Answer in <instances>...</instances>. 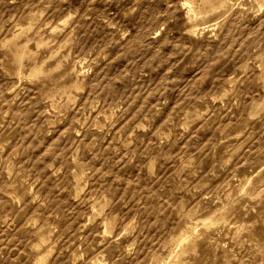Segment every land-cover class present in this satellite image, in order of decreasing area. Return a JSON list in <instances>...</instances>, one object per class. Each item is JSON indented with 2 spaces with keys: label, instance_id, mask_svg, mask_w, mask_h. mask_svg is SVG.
Masks as SVG:
<instances>
[{
  "label": "clouds",
  "instance_id": "obj_1",
  "mask_svg": "<svg viewBox=\"0 0 264 264\" xmlns=\"http://www.w3.org/2000/svg\"><path fill=\"white\" fill-rule=\"evenodd\" d=\"M39 3L41 11L34 14L33 23L23 33L7 27L10 22L16 23V17L6 20L0 16V53L4 54L0 68L10 69L8 74L15 81L11 88L12 103L27 99L28 88H42L43 79L47 78L45 74L41 80L34 79L27 74V66L20 63L19 51L27 49L34 39L27 34L41 25L47 29L53 24L54 31L62 33L80 19L79 13L85 7H94L96 0H79V5L76 0H39ZM188 3L189 0H104L106 6H115L118 10L113 17L115 22L109 27L123 39L114 43H123L125 49L131 50L132 58L151 57L153 49L162 41L163 49L169 50L175 43L180 55L193 56L194 67L203 69L196 73L201 77L200 90L177 104L176 115L164 125L166 136L156 130L155 121L141 119L142 111L116 132L131 115V108L139 103V96L126 95L119 101L109 97L114 101L109 104L104 98L107 90L100 93V85L92 87L89 100L97 97L92 112L101 114L98 121L103 120L104 127L91 116L85 119L77 111L78 102L71 104L68 115L75 113L80 119H74L68 129L74 133V139L69 138L71 148L63 155L67 156L77 145L83 149L91 137L95 139L88 143L89 149L102 153L101 159L95 160L101 166L89 168L72 194L76 204L85 208L94 205V210L84 214V222L78 229L75 224L79 221L65 228L64 218L55 211V227L41 217L40 223L31 226V238L25 244L30 249L26 254L32 264H59L60 257L63 264H97V259L103 264H131L143 253V246L153 242V247L159 244L157 254L160 249L170 251L179 223L172 233L168 231L170 224L177 222V216L184 222L186 210L196 201L210 204L217 196L222 197L219 203L224 205L221 209L224 216L217 217L214 225L205 222L214 230L212 244L203 247L207 234H202V230L192 231L190 225L184 229V240L179 250L173 252L171 261L167 255H159L160 264H176L177 257L180 264H264V0H214L211 12L197 18L187 12ZM14 4L16 0H0V5ZM209 19L214 22L208 23ZM83 64V72L77 77L79 96L88 93L99 67L91 59L84 60ZM114 87L117 94L120 89L137 91L131 89L127 79L115 82ZM5 92L0 87V99ZM35 103H40L39 95ZM27 106L33 109V101L29 100ZM184 108L189 111L184 112ZM204 121L211 122L220 134L221 145H229L223 156L218 155L216 170L212 173L198 170L195 152L179 149L183 139ZM112 133H115L113 144L104 149L106 140L102 138ZM4 151L6 144L0 143V155ZM15 155L14 151L9 159L14 160ZM84 158H88V153ZM68 167H72L70 158ZM64 171L63 165L53 169L57 176ZM79 171L77 164L72 175L79 176ZM19 172L24 174L22 165ZM114 174L119 176L121 188L125 182L128 185L123 198L118 199L120 192L104 184L93 194L80 191L84 181L90 183L99 178L107 182ZM8 179L17 180L15 165L8 170ZM221 181L224 191L214 192L213 185ZM28 183L27 179L23 180V184ZM71 192L69 183L65 194ZM188 218L193 217L189 214ZM241 218L251 223L229 227L234 219ZM225 231L228 242L221 243ZM166 236L168 239L160 244Z\"/></svg>",
  "mask_w": 264,
  "mask_h": 264
},
{
  "label": "rangeland",
  "instance_id": "obj_2",
  "mask_svg": "<svg viewBox=\"0 0 264 264\" xmlns=\"http://www.w3.org/2000/svg\"><path fill=\"white\" fill-rule=\"evenodd\" d=\"M76 3L79 5V0H76ZM213 6L214 0H189L186 4L187 12L191 13L193 18L199 17L204 12H211ZM40 11L39 0H16L14 5H0V16L6 20L16 17V23L10 22L7 27L19 30L21 33L33 23L34 14ZM117 11L115 6H106L104 0H96L94 7H85L84 11L79 13L80 19L72 25V28L62 33L54 31L55 24L47 29L41 25L28 33L30 39L34 37L33 43L27 49L19 51L20 63L27 66V74L34 79L41 80L45 74L47 78L43 79L42 88H28V98L23 101L12 103L11 88L15 81L8 74L10 69L0 68V87L6 90L4 97L0 99V124L3 125L0 128V143L6 144V151L0 155V160L3 161L0 164V264H32V260L26 254L30 249H26L25 244L31 238V226L40 223L41 217L55 227L53 223L55 220L53 211H55L56 215L64 218L65 228L79 221L75 224V228L78 229L80 223L84 222V214L94 210V205L85 208L76 204L72 200V194L76 192L79 180L87 174L89 168L101 166L95 164V160L101 159L102 153L92 152L88 147V143L95 137H91L83 149L77 145L68 152L67 156L63 155L67 148H71L69 138L74 139V133L69 132L68 129L74 119H80L75 113L68 115L73 102H78L77 111H80L85 119L91 116L100 127H104L103 120L98 121L101 114L92 112L93 102L97 99L93 97L92 101L89 100L92 96V87L100 85V93L107 90L104 98L109 104L114 102L109 97H115V100L119 101L126 95L139 96V103L131 108V115L120 124L116 132L142 111L141 119H146L149 123L155 121L156 130L161 136H166L167 130L164 125L176 115L177 104L183 103L185 97L194 95L200 90L198 81L201 77L196 73L202 72L203 69L194 67L196 60L193 56L180 55L175 43L169 50L163 49L162 41L153 49L151 57L135 56L134 58L131 50L125 49L123 43H114V40L123 39L122 36L114 35L109 27L110 23L115 22L113 17L116 16ZM214 19L219 17L214 16ZM214 19H209L207 22L213 23ZM73 29H75L74 33ZM37 52L38 55H31ZM105 57L109 58L105 59ZM3 59L4 54L0 53V60ZM86 59L97 61L99 67L92 78L88 93L79 96L77 77L83 72V61ZM123 79H127L131 89L137 91L133 93L131 90L120 89L117 94L114 84ZM38 95L40 103L36 104L35 99ZM29 100L34 103L33 109L27 106ZM183 111L188 112L189 109L184 108ZM227 122L231 123V121ZM114 135L115 133H112L102 138L106 140L104 149L113 144ZM220 140V134L215 132L212 123L204 121L192 129L190 136L183 139L179 149L188 148L190 153L195 152L198 157V170L212 173L216 170L218 155L223 156L224 151L229 147L227 144L221 145ZM151 142L149 139L148 143ZM14 151L15 159H9ZM85 153H88L87 159L84 158ZM69 158L72 167H68ZM77 164L80 169L79 176H73ZM13 165L17 168L15 182L8 179V170ZM21 165L24 174L19 172ZM62 165L66 171L57 176L53 169H59ZM136 175H139V171ZM24 179L29 181L27 185L23 184ZM124 179L127 181V177ZM69 183L72 192L65 194ZM256 183H259V180ZM101 184L117 189L120 192L118 199L124 197L128 186L125 182L121 188L120 178L114 174L107 182L99 178L90 183L84 181L80 191L86 190L89 194H93ZM212 190L224 191V182L213 185ZM101 195L103 196V192ZM88 198H92L91 195ZM221 199L222 197L217 196L210 204L196 201L186 210L184 222H180L177 216V222L170 224L168 231L172 233L179 223V228L174 233L175 244L170 251L160 249L157 254L159 244L153 247L154 242L149 243L143 246V253L131 264H145V258L147 264H160L159 255H167L171 261L173 252L179 250L184 240V229L189 228L190 225L192 231L202 230V234H207L203 242V247L207 248L212 244L215 236L214 230L209 229L205 222L214 225L217 223V217L224 216L221 211L224 205L219 203ZM102 210L103 205L100 211ZM189 214L192 215V219L188 218ZM253 219H256L255 215ZM248 223L251 221L244 218L234 219L229 227ZM227 236L228 233L225 231L220 238L221 243L228 242ZM167 239L166 236L160 244ZM197 247H201L200 242L197 243ZM57 255L59 257L60 254ZM220 255L222 256V253ZM59 264H63L62 257L59 258ZM97 264H103V261L97 259ZM176 264H180L179 257L176 258Z\"/></svg>",
  "mask_w": 264,
  "mask_h": 264
}]
</instances>
